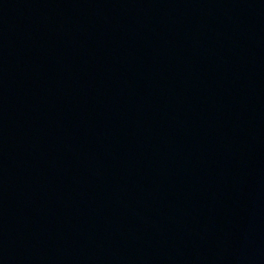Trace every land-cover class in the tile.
<instances>
[{
	"label": "water",
	"instance_id": "obj_1",
	"mask_svg": "<svg viewBox=\"0 0 264 264\" xmlns=\"http://www.w3.org/2000/svg\"><path fill=\"white\" fill-rule=\"evenodd\" d=\"M0 264H264V0H0Z\"/></svg>",
	"mask_w": 264,
	"mask_h": 264
}]
</instances>
